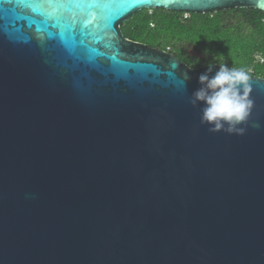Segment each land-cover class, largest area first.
<instances>
[{
    "label": "water",
    "instance_id": "95a60500",
    "mask_svg": "<svg viewBox=\"0 0 264 264\" xmlns=\"http://www.w3.org/2000/svg\"><path fill=\"white\" fill-rule=\"evenodd\" d=\"M67 7L0 0V264H264V77L248 72L244 134L210 132L188 102L208 64L136 49L118 26L264 0Z\"/></svg>",
    "mask_w": 264,
    "mask_h": 264
},
{
    "label": "trees",
    "instance_id": "16d2710c",
    "mask_svg": "<svg viewBox=\"0 0 264 264\" xmlns=\"http://www.w3.org/2000/svg\"><path fill=\"white\" fill-rule=\"evenodd\" d=\"M141 11L147 13L143 26L149 33L155 30L167 44L186 42L198 48L197 65L224 62L264 77V11L261 9L232 7L193 12L156 7Z\"/></svg>",
    "mask_w": 264,
    "mask_h": 264
},
{
    "label": "clouds",
    "instance_id": "9594fccd",
    "mask_svg": "<svg viewBox=\"0 0 264 264\" xmlns=\"http://www.w3.org/2000/svg\"><path fill=\"white\" fill-rule=\"evenodd\" d=\"M207 52L205 49V54ZM218 64L214 74L209 63L198 76L200 86L190 94L188 102L194 107L200 106V123L207 125L208 131L243 135L246 129L241 125L254 106L250 97V76L245 69L230 68L224 62ZM188 79L185 73V81Z\"/></svg>",
    "mask_w": 264,
    "mask_h": 264
},
{
    "label": "flooded vegetation",
    "instance_id": "af4514ba",
    "mask_svg": "<svg viewBox=\"0 0 264 264\" xmlns=\"http://www.w3.org/2000/svg\"><path fill=\"white\" fill-rule=\"evenodd\" d=\"M141 10L119 22L118 26L123 39L125 38V40L132 43H137V45L134 44L137 47L136 49L140 48L143 50L148 48L153 51L159 50L165 52L166 54L176 58L180 65H184L192 69H196L201 66L199 64L197 65L195 62L197 55L195 51H192L187 47L189 43L181 42L179 44H167L162 37L156 35L155 30H152L153 32L149 33L150 30L143 26V21L147 17V13ZM123 50L131 51V48L123 46Z\"/></svg>",
    "mask_w": 264,
    "mask_h": 264
},
{
    "label": "snow or ice",
    "instance_id": "6c2138e0",
    "mask_svg": "<svg viewBox=\"0 0 264 264\" xmlns=\"http://www.w3.org/2000/svg\"><path fill=\"white\" fill-rule=\"evenodd\" d=\"M109 2V0H35L36 5L40 6V13L44 16H52L58 14L62 9L72 11L71 8H68V5L78 4V3H92L96 5H102L104 3ZM48 9H51L49 11ZM94 9V8H93ZM93 9L87 10V19L83 20L82 23L84 25L91 24L97 17L100 15V12L94 11ZM95 9H102L97 7ZM69 27H74L78 22L76 17L69 18Z\"/></svg>",
    "mask_w": 264,
    "mask_h": 264
},
{
    "label": "rangeland",
    "instance_id": "374dc122",
    "mask_svg": "<svg viewBox=\"0 0 264 264\" xmlns=\"http://www.w3.org/2000/svg\"><path fill=\"white\" fill-rule=\"evenodd\" d=\"M187 47H188L189 49H191L192 51H195L196 54H198V53L200 52L199 49L196 48V47H195L194 45H192V44H188Z\"/></svg>",
    "mask_w": 264,
    "mask_h": 264
},
{
    "label": "built area",
    "instance_id": "2783aa9c",
    "mask_svg": "<svg viewBox=\"0 0 264 264\" xmlns=\"http://www.w3.org/2000/svg\"><path fill=\"white\" fill-rule=\"evenodd\" d=\"M260 60H262L263 58L259 57Z\"/></svg>",
    "mask_w": 264,
    "mask_h": 264
}]
</instances>
